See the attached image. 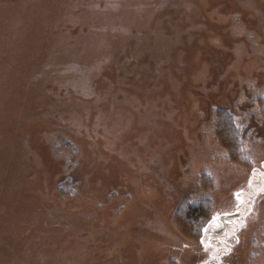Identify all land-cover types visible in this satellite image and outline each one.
Masks as SVG:
<instances>
[{
  "label": "rangeland",
  "instance_id": "374dc122",
  "mask_svg": "<svg viewBox=\"0 0 264 264\" xmlns=\"http://www.w3.org/2000/svg\"><path fill=\"white\" fill-rule=\"evenodd\" d=\"M0 264H264V0H0Z\"/></svg>",
  "mask_w": 264,
  "mask_h": 264
},
{
  "label": "trees",
  "instance_id": "16d2710c",
  "mask_svg": "<svg viewBox=\"0 0 264 264\" xmlns=\"http://www.w3.org/2000/svg\"><path fill=\"white\" fill-rule=\"evenodd\" d=\"M231 121V119H229ZM226 133V132H225ZM236 135V136H235ZM233 136L234 137V141L235 143L237 144L239 141H241L240 139V133L238 134V131H235L233 133ZM228 145V150H230V152H233L234 151V146H232L230 140H229V143H227ZM237 150V148H236ZM204 205H196L195 207H186V210H185V213H183V218L184 220L186 221L187 224H196L198 225V222L202 217H204L207 212H205L203 209L206 210V205L208 203H203Z\"/></svg>",
  "mask_w": 264,
  "mask_h": 264
}]
</instances>
